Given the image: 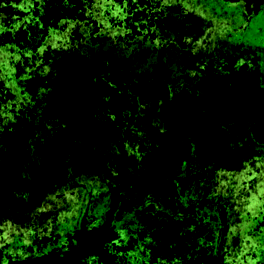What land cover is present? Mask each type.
I'll use <instances>...</instances> for the list:
<instances>
[{
	"label": "flooded vegetation",
	"instance_id": "flooded-vegetation-1",
	"mask_svg": "<svg viewBox=\"0 0 264 264\" xmlns=\"http://www.w3.org/2000/svg\"><path fill=\"white\" fill-rule=\"evenodd\" d=\"M230 11L219 0H18L0 11V137L18 128L23 152L13 146L10 155L0 143L2 184L34 190L45 170L71 172V159L88 161L83 172L96 158L129 157L132 100L143 122L151 112L156 120L168 103L179 108L209 89L198 86L201 66L205 55L221 53L222 43L253 46L264 56L263 39L253 42L264 37V22L231 18ZM21 108L31 118L19 117ZM224 170L225 183L235 184L228 230L234 264H264V145L255 144L235 171ZM237 172L232 184L229 174Z\"/></svg>",
	"mask_w": 264,
	"mask_h": 264
},
{
	"label": "trees",
	"instance_id": "trees-1",
	"mask_svg": "<svg viewBox=\"0 0 264 264\" xmlns=\"http://www.w3.org/2000/svg\"><path fill=\"white\" fill-rule=\"evenodd\" d=\"M206 86L209 89L196 98L205 105L197 109V103L192 111L186 105L193 99L179 108L168 103L152 122L159 139L146 156L140 161L122 157L128 164L121 166V173L110 172L117 202L104 207L98 217L102 223L91 230L84 225L75 243L61 255L34 263L234 264L235 243L228 231L234 215L230 209L231 225L227 224L220 175L223 168L239 167L253 145H264V98L250 105V101L238 102V92L226 84ZM218 114L231 120L215 118ZM120 185L124 186L121 194ZM133 239L143 251L137 262L128 263L123 255L106 248L109 242Z\"/></svg>",
	"mask_w": 264,
	"mask_h": 264
},
{
	"label": "rangeland",
	"instance_id": "rangeland-1",
	"mask_svg": "<svg viewBox=\"0 0 264 264\" xmlns=\"http://www.w3.org/2000/svg\"><path fill=\"white\" fill-rule=\"evenodd\" d=\"M17 1L0 0V11L7 13L10 7L16 6ZM219 1L222 2L223 6L230 8L231 11L227 14L228 16H232L231 18L236 17L237 13H239V15L241 14L239 20L241 21L254 15L256 17L255 21L264 22V16H262L264 13V0ZM259 12L261 13L260 16L258 15ZM260 30H264V27L260 28ZM258 31L256 30L254 33ZM262 33L264 34V31ZM238 34H241V31ZM7 37L10 39L9 35ZM261 39L264 41L263 36H255L253 42L260 44ZM259 51V49L253 46L246 47L238 44L231 46L222 43L221 53H218L217 56L205 55L198 86L206 88V84H210L211 88L212 85L221 82L222 85L226 84L234 92H238V96L236 97L238 102L247 103V101H250V105H258V101L264 98V85H261L262 83L264 84V61H262L264 60V56H258ZM206 57L210 61H206L205 63ZM16 81L20 88L26 90L21 87V79H17ZM27 89L29 91L30 88L27 87ZM23 93L25 92L22 91ZM200 100L194 98L193 102L187 104L186 107H191L190 109L195 111L196 108L192 107H195L199 103L196 107L200 109L201 105H205L199 102ZM228 105L229 103H226L225 108L229 107ZM244 106L247 105L244 104ZM214 108L217 109L218 105H214ZM242 109L243 106L239 109L240 113ZM17 114L19 117L25 118H31L32 116L31 110L24 108H21ZM127 114L128 116H126L125 121L128 124L125 126L128 129L126 130L128 133L127 137H125L124 145L130 152V157L136 161H140L159 139V134L155 133L151 128L156 115L151 112L147 115L146 122H143L139 114V108L137 105L134 107L133 100L127 109ZM215 118L222 121L231 120V117L225 114L223 116L222 114H218ZM232 120L235 119L232 118ZM24 126V131L28 130L30 126L29 122L24 121ZM119 130L122 131V129ZM250 131L252 133L251 128ZM251 135L252 137L254 136L253 133ZM1 137L0 143L4 146L5 152L10 153L11 147L15 146L14 151L16 153H23L20 152L22 144L18 128L15 129V133L11 138H9L8 133L5 131ZM241 138H243L241 140L242 143L245 144L244 139L246 135H243ZM255 139L260 140L257 136H255ZM6 140L8 143L5 142ZM100 145L96 144V146ZM250 147L252 146L250 145ZM101 153L107 155L105 151L99 154ZM10 155L13 154L10 153ZM106 158L105 156L102 160L100 158L93 159L95 162L94 167H88L83 172L80 171V165H84L88 161L78 160L79 163L76 164L74 163V159L68 162L72 166L71 172H63L60 175L59 172L52 174L45 170L43 172L44 176L40 177L42 180L38 181L34 190H31L32 185L29 184L28 186L27 183L13 186V188L18 190H8V185L11 181L2 184L1 181L6 180L7 174L3 175L0 179V206H4L0 210V213L3 214H0V264H36L34 261L38 259L44 261L49 258L53 259L75 243L76 236L83 232L81 230H83L84 225L86 226V230H91L102 223L98 217L105 211L104 207L106 206L105 208L108 209L114 202H117L115 198L117 194L113 188L116 184L113 183L110 172L112 175L120 174L121 166L124 163L128 164V159L123 160L122 156L118 160V156L116 159ZM117 164H119V167ZM7 166L10 167L11 163L5 162L2 165L6 172L8 171ZM97 167L100 169L97 170ZM106 168H110L111 171ZM236 169L234 168V171ZM125 170L129 171V168ZM228 173L226 170L222 171L220 175L222 184L219 186L222 188V205L226 211L225 220L227 224H230V209L232 208L230 205L232 203H229L230 195L232 197L235 195L233 189L235 181H233V177L236 178L238 172L234 176L233 174H229L228 180L232 181L231 183L234 185L225 183L224 178H226ZM19 174L22 175V173ZM46 180L48 181L47 183ZM21 181L26 182V179L24 178ZM123 187V185L118 187L119 194H121V189L124 190ZM122 201L124 202V196ZM233 228V235H239L236 232L237 228ZM243 231L244 233H249L250 229L246 226ZM252 240L257 241L254 238ZM106 248L123 255V258H126L128 263L130 261H139L138 259L143 255L141 246L134 239L132 241L118 240L114 243L109 242ZM89 264L98 263L95 260H91Z\"/></svg>",
	"mask_w": 264,
	"mask_h": 264
}]
</instances>
